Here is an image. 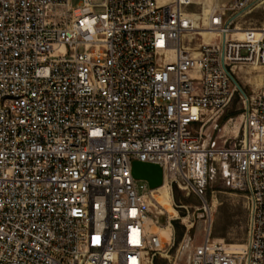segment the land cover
Instances as JSON below:
<instances>
[{
  "label": "built area",
  "instance_id": "built-area-1",
  "mask_svg": "<svg viewBox=\"0 0 264 264\" xmlns=\"http://www.w3.org/2000/svg\"><path fill=\"white\" fill-rule=\"evenodd\" d=\"M249 2L226 17L198 0H0V264H264V83L234 81L264 66V30L234 25ZM238 91L241 138L202 141ZM137 160L202 197L227 165L246 242L209 228L187 255L166 251Z\"/></svg>",
  "mask_w": 264,
  "mask_h": 264
},
{
  "label": "rangeland",
  "instance_id": "rangeland-1",
  "mask_svg": "<svg viewBox=\"0 0 264 264\" xmlns=\"http://www.w3.org/2000/svg\"><path fill=\"white\" fill-rule=\"evenodd\" d=\"M195 10L218 6L225 8L226 17L234 15L232 9L234 0H198ZM234 25L242 28L264 29V0H250L242 16ZM234 77L245 91L259 87L264 83V66H242L235 71ZM238 91L232 103L219 112L212 113L209 118L198 127L205 143H216L217 146H231L242 136V108L243 102ZM230 168L215 162L212 166L211 179L204 188L203 197L197 192L180 189L177 185L169 190L173 205L178 211V218H169V215L158 204L153 207L154 214H162L164 222L162 231L155 230L165 240V250L173 253L172 244L175 248L180 247L181 252L187 255L193 244H199L206 229H211L212 238L224 244H244L247 240L248 207L247 194L245 191L233 188L228 178ZM155 195L163 193L156 191ZM207 207V210H206ZM203 209V215L197 220L196 214ZM168 213V212H167ZM171 223L168 224L167 222ZM190 222H194L191 224ZM166 224V225H165ZM158 264H169L167 260L158 258Z\"/></svg>",
  "mask_w": 264,
  "mask_h": 264
},
{
  "label": "water",
  "instance_id": "water-1",
  "mask_svg": "<svg viewBox=\"0 0 264 264\" xmlns=\"http://www.w3.org/2000/svg\"><path fill=\"white\" fill-rule=\"evenodd\" d=\"M234 81L239 90L245 94L242 86L236 81V79H234ZM132 173L135 178L148 181L149 186L152 189H157L164 184V173L160 164L137 160L133 162ZM200 211H203V209ZM162 221H165L164 217Z\"/></svg>",
  "mask_w": 264,
  "mask_h": 264
},
{
  "label": "bare ground",
  "instance_id": "bare-ground-1",
  "mask_svg": "<svg viewBox=\"0 0 264 264\" xmlns=\"http://www.w3.org/2000/svg\"><path fill=\"white\" fill-rule=\"evenodd\" d=\"M210 11V8H205V13H208ZM238 29H241V27H238ZM261 30H264L263 28H260ZM241 34V32H239ZM205 35V39H208L209 35L208 33H204ZM253 67H259V66H253ZM170 187L168 186L167 182L165 181L164 184L157 188L156 191H163V193L161 194H158V195H155L156 193H154V200H155V205H159L161 206L163 209H165V212L163 211H160L162 214L166 213L169 215V218H178L179 217V213L178 211L176 210V207L173 205L172 203V200H171V197H170ZM155 191V192H156ZM206 210H207V207H206ZM168 212V213H167ZM158 215V222L155 224L154 226V231L160 235L155 229L156 228H161L162 226H164L162 223H163V215ZM168 224H170L171 222L168 221L167 222ZM166 225V224H165ZM158 231H162V228L161 229H158ZM161 236V235H160ZM228 247H231V248H237L238 245L237 244H229Z\"/></svg>",
  "mask_w": 264,
  "mask_h": 264
}]
</instances>
